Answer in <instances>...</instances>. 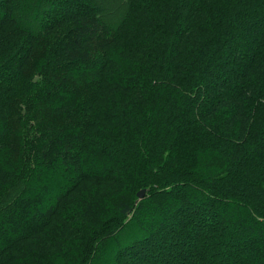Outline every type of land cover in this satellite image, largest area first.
Returning a JSON list of instances; mask_svg holds the SVG:
<instances>
[{
    "label": "trees",
    "instance_id": "16d2710c",
    "mask_svg": "<svg viewBox=\"0 0 264 264\" xmlns=\"http://www.w3.org/2000/svg\"><path fill=\"white\" fill-rule=\"evenodd\" d=\"M37 2L13 0L0 19V41L13 18L26 31L25 44L0 50V191L23 187L0 208V264H264V33L247 37L264 31V0ZM32 12L48 18L27 28ZM50 32L66 43L42 37ZM229 44L234 52L218 59ZM24 84L35 106L20 100ZM224 117L241 118L240 129H222ZM66 162L63 190L36 217L43 203L30 186ZM139 162L158 166V181L78 201L86 182L102 186L126 167L138 174ZM98 202L117 218L89 237L82 228ZM56 215L82 230L57 226Z\"/></svg>",
    "mask_w": 264,
    "mask_h": 264
},
{
    "label": "rangeland",
    "instance_id": "374dc122",
    "mask_svg": "<svg viewBox=\"0 0 264 264\" xmlns=\"http://www.w3.org/2000/svg\"><path fill=\"white\" fill-rule=\"evenodd\" d=\"M45 1H48V0H38V2H37V4H36V6H39V9L41 8V5L42 4H48V3H46ZM109 1H111V0H109ZM13 0H0V19H4L5 18V16H7V18H8V13H11L10 11L14 8V6H13ZM97 10V9H96ZM36 13L35 12H32L30 15V18H25L24 19V24L26 25V27L27 28H30V26L33 24L32 22H34V19H37V20H40V21H42L43 20V18L46 20L48 17H47V15H45V14H41V15H35ZM78 18L79 17H77V18H75L74 20H78ZM15 18H13L12 20H11V22H12V24H10V26L9 27H11V25H12V30H11V32H10V34H6V35H4V40H1L0 41V50L3 48V44L5 43V44H9V43H11V44H15V43H23V44H25V38H26V31L23 29V28H21V27H16L15 26V23H16V20H14ZM5 29H3V28H0V32H3ZM55 30H58V29H55ZM53 32V31H52ZM52 32H50L49 34H45V35H43L42 37L43 38H45V37H48L49 36V38H48V40H50L56 33H52ZM259 32L260 33H258L256 36H254V34H250V35H248L247 37H248V40H250V38L251 39H253V37H254V42L256 41V40H258V38H259V36H260V34H263L264 33V31H263V28H262V26H260L259 27ZM65 35V33L64 32H58L57 34H56V36H57V41L56 42H61V41H63V43H66V42H64V41H67L66 39H62V37ZM33 39H31V41H32ZM47 40V41H48ZM55 40V39H54ZM9 42V43H8ZM247 45H248V43L247 42H243V43H241V49H242V53H243V55L246 53V51L248 50L247 49ZM50 46V45H49ZM48 46V47H49ZM47 48V47H46ZM45 48V49H46ZM51 48V47H50ZM63 48V47H62ZM219 49H222V50H219ZM219 49H216V55H217V57H218V59L220 58H225V54L226 53H230V54H232L233 52H234V46L232 45V44H229V45H224V46H220L219 47ZM248 54H249V52H248ZM240 56V55H239ZM242 57V55L239 57V58H241ZM245 62H246V58H244V57H242L241 59H239V68H241L242 67V65L243 64H245ZM237 68H238V65H237ZM214 69H215V67L214 68H212L211 70H210V72H209V74H208V76H207V81H208V84L211 86L212 84H214V82H215V77H216V74H219L217 71H214ZM34 71V69H32V70H30V73H32ZM232 85V84H231ZM228 86V85H227ZM230 86V85H229ZM233 86V85H232ZM231 86V87H232ZM229 90H230V88H229ZM21 92H22V95H20V100L21 99H23V101H24V103H25V106H26V103H28L29 102V106H35L34 104V101L35 102H37L38 101V98H37V93H36V90L35 89H32L31 90V88L29 87V84H24L22 87H21ZM37 98V99H36ZM205 99H208V96H206V98ZM223 100H226V97L223 99ZM231 102V100L229 99V101H225V105L227 106V105H230L229 103ZM143 103H144V101H143ZM163 113H165V111L163 112ZM53 114H54V112H53ZM52 113H51V116L53 115ZM219 124H220V127L223 129L224 127H226V128H231V124H232V128H234L235 130L234 131H236V129H240V127H241V124H242V120H241V118L240 119H237V120H231V118H229V117H224V118H222V119H220L219 121ZM178 129H179V125H175L174 126V129H173V132L175 133V132H177L178 131ZM235 134V133H234ZM37 139V138H36ZM35 139V140H36ZM114 149H116L115 147H113ZM27 149H32V147H30V146H26V144H25V149H24V154H25V151L27 150ZM44 152V151H43ZM18 151H16V152H14V156L16 157V155H18ZM22 153V154H23ZM36 155H40V153H38V152H33L32 153V155H31V160H30V162H29V166L30 165H37V163H34L32 160L34 159V156H36ZM25 156L28 158V155L27 154H25ZM15 157H12V159H14ZM132 160V161H131ZM62 161V160H61ZM138 161V160H137ZM136 159L135 158H131L130 157V159H129V161H128V163L129 162H131V164L132 165H130V166H133V165H136ZM60 162V161H59ZM66 163H68V164H65V166H63V167H56V166H54L53 165V163L50 165V164H48L47 165V168L46 169H43V170H45L46 172H47V177H49V180H47L46 178H42V176H40V177H37L36 178V180H35V183H32L33 185H31L30 186V188H32V189H34V190H37V192H33L32 191V193H34L35 195H38V193L40 194V195H38L37 196V199L40 201H42V206L41 207H36V205L34 206V210H35V213H34V215L36 216V217H38V218H42V216H44V206L46 207V206H48L51 202H52V199H53V197L58 193V192H60L61 190H63V189H61L60 190V188L61 187H57L56 186V184H59V185H65L66 184V181H62V180H60V179H57L56 178V176L57 177H59V178H63V179H67V170H69V162H66ZM139 164H140V167H137L138 168V170H140L141 172L140 173H138V174H135V173H132V172H129L128 171V169L130 168V167H126L127 168V170L125 171V170H123V168L122 169H119L117 172H119V173H115L114 174V176H113V178H112V181L111 180H109V181H107V182H105L102 186H99V185H96V183L95 182H93V183H90V182H86L84 185L86 186V193H85V190L84 189H82V192L84 193L83 194V197H81L80 199H78V201H81V205L83 206V207H85V206H87V204H89V203H91L92 201H93V199L94 198H96L95 196L96 195H99V196H102L103 194H105V193H109L108 191H110L109 189H108V185H115V183L116 184H127V185H129L128 187H127V189H130V190H132V191H134V189H135V192H136V190L140 187L139 185H147L148 183H146L145 184V181H146V179H144V178H147L148 177V180H150V182L149 183H151V181H154V179L155 180H157L158 181V176H160V168L158 167V166H156V165H154L153 166V168H151L150 169V171H148V165L144 162H139ZM22 168H25L26 167V165H24V163L22 162ZM20 168V166H18V169ZM34 168V167H33ZM54 169V172H52V170ZM56 168V169H55ZM35 169V168H34ZM124 171V172H123ZM16 173V172H15ZM17 174V173H16ZM142 174H144L143 176H140V175H142ZM157 176V177H156ZM17 179L19 180L20 179V177H17ZM57 179V180H56ZM45 182H50V185H44L45 184ZM55 182V183H54ZM23 185V184H22ZM138 185V186H137ZM44 186L46 187V188H48V191L46 192V193H44ZM95 186L97 187V189L95 190V191H93L94 189H95ZM136 186V188H134ZM44 191H43V190ZM108 189V190H107ZM92 190V191H91ZM144 190H146V189H144ZM90 191V192H89ZM148 192V191H147ZM44 193V194H43ZM28 195H30L31 194V192H28L27 193ZM34 194H32V196L31 197H35L34 196ZM135 194V193H134ZM147 194V193H146ZM43 195V196H42ZM100 202V201H99ZM98 202V206L96 207V214H95V217H88L87 219H86V224H85V227L84 228H82V229H86L87 230V232H88V234L90 235L89 237H93V236H95V234L97 233V231H99V230H101V229H105V231L102 233V234H105L108 230H110V225H111V223L113 222V220L115 219V218H117L116 216H113V215H111L110 214V212H108L107 210H105V208H103L101 205H100V203ZM41 204V203H40ZM76 204H77V202H76ZM26 208H27V210H28V206H26ZM26 208H24V209H26ZM75 207H71L70 208V206H69V209L67 210L68 212H71L72 210H73V212L74 213H78L79 212V210H80V208L79 207H77L76 206V209H74ZM13 210V213H15V214H19L20 216H23V215H25L26 217L25 218H27V219H29V218H31V214L29 215V214H27L23 209L21 210V209H19V210H16V209H12ZM87 211H89V213L91 214V216H92V207L90 206L87 210H86V212ZM67 213V212H66ZM6 213H4V215H5ZM58 215H56L55 217H54V221H55V223H56V225L58 226V224H61L63 227H71V228H73V229H76L75 227H74V225L75 224H72V225H68V223H66V225H65V222H63V221H67V218H65L64 217V220H58V221H56L55 220V218L57 217ZM5 217V216H4ZM80 217H82V214L80 215ZM76 219H78V218H76ZM100 223H102L103 224V228H101L100 227ZM99 228H101V229H99ZM82 229H76V233L78 232V230H82ZM99 229V230H98ZM71 231V230H70ZM73 231V230H72ZM96 231V232H95ZM128 233L129 234H131V233H133V231H128ZM69 234H71V233H69L68 232V236L64 233V232H62V235H64L66 238H68V239H70V240H72L73 238H71V237H69ZM78 235V234H77ZM92 235V236H91ZM88 237V238H89ZM87 238V239H88ZM60 239V237H56V241H58ZM124 245H126V243L124 244ZM121 254V253H120ZM120 254L118 255V258L120 257ZM126 258V257H125ZM126 259H129L128 258V255H127V258ZM125 262H127V261H123L122 263H120V264H125Z\"/></svg>",
    "mask_w": 264,
    "mask_h": 264
},
{
    "label": "snow or ice",
    "instance_id": "6c2138e0",
    "mask_svg": "<svg viewBox=\"0 0 264 264\" xmlns=\"http://www.w3.org/2000/svg\"><path fill=\"white\" fill-rule=\"evenodd\" d=\"M21 191H23L22 186H17L15 189L10 188L0 191V208H4L9 202L14 201Z\"/></svg>",
    "mask_w": 264,
    "mask_h": 264
},
{
    "label": "water",
    "instance_id": "95a60500",
    "mask_svg": "<svg viewBox=\"0 0 264 264\" xmlns=\"http://www.w3.org/2000/svg\"><path fill=\"white\" fill-rule=\"evenodd\" d=\"M147 190H142L138 193L139 199H143L146 196Z\"/></svg>",
    "mask_w": 264,
    "mask_h": 264
}]
</instances>
